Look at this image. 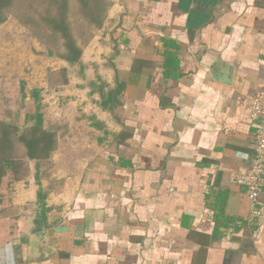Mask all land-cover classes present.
<instances>
[{"label": "crops", "instance_id": "crops-1", "mask_svg": "<svg viewBox=\"0 0 264 264\" xmlns=\"http://www.w3.org/2000/svg\"><path fill=\"white\" fill-rule=\"evenodd\" d=\"M107 1L78 61L58 55L60 81L12 102L19 73L0 71V119L23 130L39 111L56 133L1 179L0 264H264V177L255 203L234 180L254 151L264 0ZM42 236L51 254L33 259Z\"/></svg>", "mask_w": 264, "mask_h": 264}, {"label": "rangeland", "instance_id": "rangeland-1", "mask_svg": "<svg viewBox=\"0 0 264 264\" xmlns=\"http://www.w3.org/2000/svg\"><path fill=\"white\" fill-rule=\"evenodd\" d=\"M47 5V0H15L14 4L5 11V21L0 23V71L12 72L14 70L16 74L19 73L18 77H20L18 78L20 83L17 79L13 85L8 86L7 90L11 101L13 96L17 94L19 87L29 90L28 82L35 77L39 81L47 73L50 75V83H56L61 79L59 73L61 68L56 69V73H53L54 70H51V67L58 66L55 61L63 51L62 40L40 20V15ZM68 6L71 31L76 42H82L84 38L90 36V27L93 24L83 18L77 0H68ZM32 56L38 58L36 63L38 71H34V73L31 72L34 68L31 66L33 61L30 58ZM41 61L43 63L52 61L53 65L46 66L44 64L40 70ZM22 93L24 94V91ZM11 101L10 109H17ZM24 108V111L28 110L26 103ZM27 115L30 114L25 115V121ZM22 118L23 115L19 110L16 119L21 120ZM22 151L24 149L21 144H17V152L23 153Z\"/></svg>", "mask_w": 264, "mask_h": 264}, {"label": "trees", "instance_id": "trees-1", "mask_svg": "<svg viewBox=\"0 0 264 264\" xmlns=\"http://www.w3.org/2000/svg\"><path fill=\"white\" fill-rule=\"evenodd\" d=\"M83 18L94 26H100L108 6L107 0H77ZM15 0H0V23L5 21V11ZM47 7L40 15V20L53 34L61 38L63 51L59 56L70 63L78 61L81 48L77 44L68 20V0H47ZM174 45V44H172ZM164 74L177 76L172 68L178 66L174 53L164 52ZM26 121L31 124L20 130L14 122L0 119V182L7 170L16 174L22 167V160L17 152L21 144L27 158L41 160L50 156L56 147V133L43 126L42 114L36 111L27 115Z\"/></svg>", "mask_w": 264, "mask_h": 264}, {"label": "built area", "instance_id": "built-area-1", "mask_svg": "<svg viewBox=\"0 0 264 264\" xmlns=\"http://www.w3.org/2000/svg\"><path fill=\"white\" fill-rule=\"evenodd\" d=\"M247 105L252 121L256 123L254 151L246 170L235 177V182L244 187L248 199L257 202L264 177V89L251 94Z\"/></svg>", "mask_w": 264, "mask_h": 264}, {"label": "water", "instance_id": "water-1", "mask_svg": "<svg viewBox=\"0 0 264 264\" xmlns=\"http://www.w3.org/2000/svg\"><path fill=\"white\" fill-rule=\"evenodd\" d=\"M39 250L38 253L33 257V259H41L50 256L51 254V249L47 244V240L45 237H40L39 238Z\"/></svg>", "mask_w": 264, "mask_h": 264}]
</instances>
